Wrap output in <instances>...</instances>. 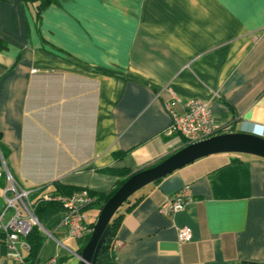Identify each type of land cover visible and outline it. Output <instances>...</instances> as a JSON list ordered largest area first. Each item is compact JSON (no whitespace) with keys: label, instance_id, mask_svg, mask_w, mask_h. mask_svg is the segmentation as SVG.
I'll return each mask as SVG.
<instances>
[{"label":"crops","instance_id":"obj_1","mask_svg":"<svg viewBox=\"0 0 264 264\" xmlns=\"http://www.w3.org/2000/svg\"><path fill=\"white\" fill-rule=\"evenodd\" d=\"M0 36V172L6 164L24 189L110 192L124 176L106 169L163 160L185 143L167 133L172 93L210 101L229 131L264 130V0H58L40 21L33 6L0 0ZM187 184L184 209L163 214ZM131 198L119 209L118 264H264L262 157L206 156ZM100 210L84 211L89 224ZM65 217L42 213L39 264H81L86 243ZM182 225L193 229L184 243ZM12 263L0 240V264Z\"/></svg>","mask_w":264,"mask_h":264},{"label":"built area","instance_id":"obj_2","mask_svg":"<svg viewBox=\"0 0 264 264\" xmlns=\"http://www.w3.org/2000/svg\"><path fill=\"white\" fill-rule=\"evenodd\" d=\"M171 116L168 134H179L184 138V145L206 139L219 134L225 124L219 122L212 111L210 101L203 98H192L184 101L181 97L172 93V98L165 104ZM4 177V185L0 183V233L4 236L12 264H28L24 253L29 249L26 236L35 225L42 227L39 217L36 215V205L32 196L37 193L44 201L58 202L66 210V217L62 224L66 227L70 236L81 239L91 228L83 212V208L95 200L87 190L74 192L71 195L54 194L44 192L43 187L27 190L21 187L15 176L7 168L0 172V179ZM191 196V187L185 185L169 201L161 206V212L166 215L177 213L184 209ZM51 237L52 234L45 233ZM193 237V229L188 225L178 228V239L180 242H188ZM53 257L49 263H55Z\"/></svg>","mask_w":264,"mask_h":264},{"label":"water","instance_id":"obj_3","mask_svg":"<svg viewBox=\"0 0 264 264\" xmlns=\"http://www.w3.org/2000/svg\"><path fill=\"white\" fill-rule=\"evenodd\" d=\"M219 153H246L264 158V136L248 131L219 133L186 144L155 165L133 172L101 208L92 234L80 254L81 264H97L100 249L109 235L110 222L131 196L187 164Z\"/></svg>","mask_w":264,"mask_h":264},{"label":"trees","instance_id":"obj_4","mask_svg":"<svg viewBox=\"0 0 264 264\" xmlns=\"http://www.w3.org/2000/svg\"><path fill=\"white\" fill-rule=\"evenodd\" d=\"M21 2L25 6H30V5L33 6L36 10V20L40 21L43 11L47 7H49L51 4L58 3V0H21ZM7 48H8L7 40L0 36V51L5 50ZM229 130H230L229 126L225 125L224 129L221 130L220 133L228 132ZM1 148L3 150V154L6 155V149L4 147H1ZM106 171H111V172H114L115 174L124 176V179L120 182V184L110 192L95 191V190H92V189H89L86 187L69 186V185L63 184L60 181H54L53 183L47 185V188L43 187V189L48 190L49 186H53V188L51 190L49 189L48 192L54 193V194H63V195H71L74 192L87 190L88 193L92 197L95 198V200L93 202L87 204L83 208V212L86 209H89V208L95 206L96 204H100V208H102L103 205L106 203V201L119 189V187L133 173L132 170H130V169H113V168H110V169H106ZM131 197L126 202L131 201V199H132ZM32 200H33L34 204L36 205L35 213L39 217L40 220H41L42 213L46 209L52 208V207L53 208H63V206L58 202H50V201L42 200L39 197V194H37V193H35L32 196ZM139 201L140 200L134 201L131 204L129 210L136 207L137 204L139 203ZM123 215H124V213L121 214V213H119V210H118V212L112 218V220L110 222L109 235H108L105 243L102 245V248L100 249V252H99L98 257H97V264H118L117 259H116L118 230H119V227L122 223ZM94 224H95L94 222H92L91 224H88L89 228H91V230H93ZM91 234H92V231H90L84 237L81 238L84 241V243H87ZM3 238H4L3 234L0 233V240H4ZM25 239L30 246L28 251L26 250L24 253L25 261L28 264H39V259H38L39 254L42 250V247H43V244L45 241V236L42 234L39 226L35 225L33 227V229L31 230V232L26 236ZM64 260H65V258H60L55 263L47 262L45 264H61Z\"/></svg>","mask_w":264,"mask_h":264},{"label":"clouds","instance_id":"obj_5","mask_svg":"<svg viewBox=\"0 0 264 264\" xmlns=\"http://www.w3.org/2000/svg\"><path fill=\"white\" fill-rule=\"evenodd\" d=\"M254 131H251L252 133L264 136V130L257 131L256 129H253Z\"/></svg>","mask_w":264,"mask_h":264},{"label":"rangeland","instance_id":"obj_6","mask_svg":"<svg viewBox=\"0 0 264 264\" xmlns=\"http://www.w3.org/2000/svg\"><path fill=\"white\" fill-rule=\"evenodd\" d=\"M236 154H239V155H243V154H245V153H236ZM247 155V154H246ZM249 155V154H248ZM3 168V167H2ZM2 168H0V170L2 169Z\"/></svg>","mask_w":264,"mask_h":264}]
</instances>
